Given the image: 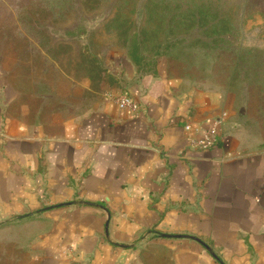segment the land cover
I'll return each instance as SVG.
<instances>
[{
  "label": "crops",
  "instance_id": "0c3cea01",
  "mask_svg": "<svg viewBox=\"0 0 264 264\" xmlns=\"http://www.w3.org/2000/svg\"><path fill=\"white\" fill-rule=\"evenodd\" d=\"M109 61L137 113L44 121L0 83V264H264V104Z\"/></svg>",
  "mask_w": 264,
  "mask_h": 264
},
{
  "label": "rangeland",
  "instance_id": "374dc122",
  "mask_svg": "<svg viewBox=\"0 0 264 264\" xmlns=\"http://www.w3.org/2000/svg\"><path fill=\"white\" fill-rule=\"evenodd\" d=\"M114 55L140 75L164 60L186 87L257 107L264 0H0V83L40 120L100 109L118 87Z\"/></svg>",
  "mask_w": 264,
  "mask_h": 264
},
{
  "label": "built area",
  "instance_id": "2783aa9c",
  "mask_svg": "<svg viewBox=\"0 0 264 264\" xmlns=\"http://www.w3.org/2000/svg\"><path fill=\"white\" fill-rule=\"evenodd\" d=\"M111 101L124 112L137 113L139 111L140 105L130 96L128 95H119L112 96ZM186 130L191 129V125H186ZM217 131L216 128L213 127L209 129L204 137L201 140L194 141L193 144L198 149H207L213 147L217 144Z\"/></svg>",
  "mask_w": 264,
  "mask_h": 264
}]
</instances>
